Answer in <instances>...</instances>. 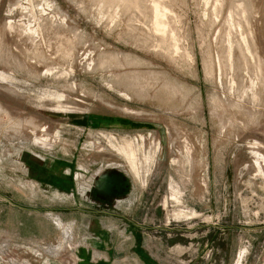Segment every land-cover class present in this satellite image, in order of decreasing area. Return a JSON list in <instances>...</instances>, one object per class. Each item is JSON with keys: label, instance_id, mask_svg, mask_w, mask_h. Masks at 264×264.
I'll use <instances>...</instances> for the list:
<instances>
[{"label": "rangeland", "instance_id": "obj_1", "mask_svg": "<svg viewBox=\"0 0 264 264\" xmlns=\"http://www.w3.org/2000/svg\"><path fill=\"white\" fill-rule=\"evenodd\" d=\"M98 223L264 264V0H0V264H87Z\"/></svg>", "mask_w": 264, "mask_h": 264}, {"label": "crops", "instance_id": "obj_2", "mask_svg": "<svg viewBox=\"0 0 264 264\" xmlns=\"http://www.w3.org/2000/svg\"><path fill=\"white\" fill-rule=\"evenodd\" d=\"M103 177L100 178L98 188L104 192L117 193L122 189H126L129 184L127 178L120 173H111ZM103 212L107 211L104 210ZM103 217L107 218L106 216ZM123 217L130 222L133 221L130 216L123 215ZM92 229L98 236L86 238L78 246L79 248H76L73 255L74 261L87 264H117V262H120V264H122L121 262L123 264H134L133 258L137 256H134L132 250L135 243L132 236L129 239L127 237L125 239H115L111 229L103 223H98ZM68 232H70L69 228Z\"/></svg>", "mask_w": 264, "mask_h": 264}, {"label": "bare ground", "instance_id": "obj_3", "mask_svg": "<svg viewBox=\"0 0 264 264\" xmlns=\"http://www.w3.org/2000/svg\"><path fill=\"white\" fill-rule=\"evenodd\" d=\"M157 5H158V7H157L156 9H154V8L152 9L153 16L155 17V18H154V17H153V18L156 19V17H159V16H161V17L164 18L165 15H166V12L164 11L165 9H162V8H161V4H160V3H157ZM147 6H149V5H147ZM153 6H154V5H153ZM163 8H164V7H163ZM147 9H148V8H147ZM166 9H168V8H166ZM149 10H150V9H149ZM147 11H148V10H147ZM147 11H146V12H147ZM167 11H168V10H167ZM158 15H159V16H158ZM154 19H153V20H154ZM158 19H159V18H158ZM166 20H167V19H166ZM161 21H162L161 24H162L163 26L166 25V21H165L164 19H161ZM157 24H158V23H157ZM162 25L159 24L160 27H161ZM159 26H158V27H159ZM163 26H162L161 28H157V30L162 31V30H163V29H162ZM12 30H13V29H12ZM42 56H43V55H42ZM130 112H131V111H130Z\"/></svg>", "mask_w": 264, "mask_h": 264}]
</instances>
